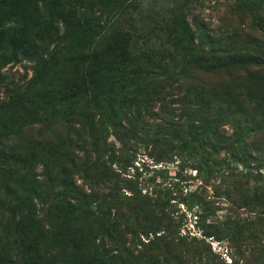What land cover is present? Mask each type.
I'll return each mask as SVG.
<instances>
[{"label": "trees", "instance_id": "obj_1", "mask_svg": "<svg viewBox=\"0 0 264 264\" xmlns=\"http://www.w3.org/2000/svg\"><path fill=\"white\" fill-rule=\"evenodd\" d=\"M130 1L0 0V89L10 92L0 101V264H216L179 235L171 197L114 170L131 167L130 144L213 179V204L227 214L214 217L194 194L199 218L216 221L203 236L227 240L235 264H264V60L240 52L264 44V4L236 5L248 8L260 41L213 37L189 21L186 3L162 28L169 47L158 49L122 30ZM17 57L33 63L32 76L9 91L18 84L2 69ZM235 206L245 218L232 217Z\"/></svg>", "mask_w": 264, "mask_h": 264}, {"label": "rangeland", "instance_id": "obj_2", "mask_svg": "<svg viewBox=\"0 0 264 264\" xmlns=\"http://www.w3.org/2000/svg\"><path fill=\"white\" fill-rule=\"evenodd\" d=\"M254 1L259 5L264 4V0ZM186 3L190 14L189 21L193 20V22L202 23L209 29L208 32L213 37L219 36L226 39L227 37L235 35L232 38L238 39L240 42L241 40L243 41L247 39L245 38L247 34L254 36L253 38H258V40L262 37L259 30H254L256 32H253L252 29H249L252 24L251 15L249 14L248 8L242 9L236 6L240 5V0H132L130 1L131 6L128 9L130 15L127 17V21L123 25L122 30L124 32L127 30L133 32L134 39L141 36V38L146 41L145 46L147 47L150 46L153 48L157 47L158 49H165V45L169 39V33L162 30V28L167 29L166 22L173 17L172 14L177 9H181V7L185 9ZM52 42L53 41H50V43L46 42V44H44V49H46ZM241 45L244 46V43L241 42ZM162 46H164V48ZM168 47L169 46L166 45V48ZM79 49L80 47H77L75 51H78ZM249 51L253 56V59L264 60V44L258 46V44L248 43V49L240 52L242 54H249ZM44 52L45 50H41L40 54H43ZM17 58V61L11 60L12 62L5 65L2 69L4 75L8 77L7 81L10 80V82L18 84L10 87L9 91L15 90L20 87V85L22 86L32 76L31 68L33 63L29 62L27 59L20 57ZM81 58L82 60L86 59L85 56ZM249 58H251L250 54ZM78 69L80 76L81 74H85V78H89L87 74V65H79ZM200 79L201 82L204 83V76L200 77ZM9 94L10 92H6L1 88L0 101L6 100ZM87 99L92 102L91 97H88ZM172 100H174V98H166V102H169L170 105L174 102ZM52 104L56 109H63L64 107V104H60L56 101H53ZM251 115V120L248 119L249 123H252V127L254 128L255 126L256 128V123L261 119V115L256 112H252ZM25 116L26 113L20 112L17 117L23 118ZM243 118H241L242 120L239 119V124L235 125V129L241 125V122L244 120ZM263 131L264 130L262 129L260 132V144H263L264 146ZM226 132L230 134V126H227ZM243 132L246 133V130ZM55 133L58 134L57 131ZM110 139L114 143L115 148H119V144L116 143L113 138ZM248 139L250 143H253L257 141L258 135L249 136ZM129 146L132 149L135 148L136 151L133 153L131 151L130 154H123V157L130 160L129 165H131V167H123V163L115 162L113 166L114 170L126 172L127 177L130 176L140 181L143 192L152 195L154 198L159 196L171 197L173 200L170 201L168 212L169 216L179 225V235L183 237L185 241L186 239L189 241L191 238H196L200 241L198 242L197 240H194L197 246L196 250H203L206 256L208 253V256L213 258L216 264H235L234 262L236 260L234 261L233 259L235 257L234 250L230 249L229 246L231 245L227 240H217L214 237H204L202 233L203 228H206L208 224L214 225L216 222L214 217H218L222 220L227 214L226 204L217 203V201L213 204V200H215L213 196L217 194L216 182L213 179L207 180L203 175H199L193 170L190 165L179 159L156 163L147 156V152L142 145L130 144ZM119 167L126 168V171H123V169H120ZM252 167L253 164L250 165V168ZM203 180H207L206 186ZM196 193H201L204 198L206 196L211 202L209 204L210 208H212V206L216 208L211 210L213 216H216L209 217L206 220L199 218L201 212L198 207L195 206L196 199L193 196ZM238 206L241 207L240 202L238 203ZM231 212L233 213L232 217L240 216L244 218L247 213L237 206H235ZM210 230L214 232L215 229ZM211 253L213 256H211ZM189 256L190 253L189 255L185 253V258H188ZM199 260V256H196L192 261L199 262ZM182 261L184 263L187 262L186 260Z\"/></svg>", "mask_w": 264, "mask_h": 264}]
</instances>
